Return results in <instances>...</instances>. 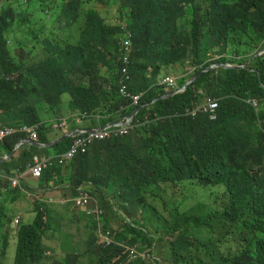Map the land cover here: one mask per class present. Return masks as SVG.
<instances>
[{
  "label": "trees",
  "instance_id": "1",
  "mask_svg": "<svg viewBox=\"0 0 264 264\" xmlns=\"http://www.w3.org/2000/svg\"><path fill=\"white\" fill-rule=\"evenodd\" d=\"M109 2L0 0V122L34 127L42 144L26 142L16 149L32 137L28 132L0 144L5 176L0 189L11 194L35 186L44 192L33 197L34 221L16 229L4 206L7 193L0 192L2 254L18 239L15 264H49L44 239L53 230L72 249L53 264H264V53L257 55L264 50V0H117L118 15L133 33L129 89L142 93L137 105L121 91L122 26L87 8ZM23 52H38L56 74L52 83L20 57ZM215 63L240 68L205 71ZM188 67L198 79L160 98L168 93L160 76ZM205 95L218 98L215 119L178 114ZM15 106L18 123L5 122L4 110ZM139 108L133 127H114L71 157L58 156L72 150L77 138L60 126L64 119L71 132L120 122ZM77 110L91 116H73ZM49 134L68 138L51 146L55 137ZM36 157L51 161L25 178ZM14 178L20 185L13 187ZM184 181L223 185V208L207 205L203 213L172 208L169 184ZM50 190L74 207L67 213L74 227L85 222L88 236L78 239L84 250L73 243L77 232L65 229L61 219L55 218L58 229L51 226L53 197L45 194ZM118 219L125 224L115 232ZM164 240L168 243L159 246Z\"/></svg>",
  "mask_w": 264,
  "mask_h": 264
},
{
  "label": "rangeland",
  "instance_id": "2",
  "mask_svg": "<svg viewBox=\"0 0 264 264\" xmlns=\"http://www.w3.org/2000/svg\"><path fill=\"white\" fill-rule=\"evenodd\" d=\"M89 7H94L97 8L99 11H101V13L106 17L109 23L112 24L120 23V20L117 16V5L115 0H111V3L108 6L91 3ZM37 55L38 52H35L34 55H30L28 52L20 53V57L25 58V60L29 63L30 66H35L41 71L47 73L49 75L50 83H52L56 74L53 72H49L48 68L36 57ZM65 96L68 97L69 94H65ZM148 105L149 104H147L146 106ZM3 118L4 121L7 123L17 124L18 120L20 119V109L17 106H15L12 108H8L7 110H4ZM49 138H53V135L49 134ZM162 141L164 142L167 140H162ZM169 186H170V196H171V207L174 208L176 204H178L182 211L203 212L205 211V205L211 206L212 209L215 211L221 210L227 201L223 186H218V185L202 186L191 181L181 182L178 184L173 183V184H169ZM63 193L69 196L72 195V191L68 189H63ZM48 196L52 197L54 196V193L49 192ZM59 196L60 194H56L53 197V201H51L53 205L51 206L52 210L50 211V215L54 217V219L50 222V224L55 229H58L59 227L57 226V222L55 218L61 219L65 229L74 230L75 232H77L76 239L73 241V243L76 244L79 250H84L85 242L79 243L78 239L80 237H85L86 240L88 236V231L85 227V222L84 221L82 222V227L80 229L74 227L67 218L68 211L71 210L73 211L74 207L72 205L62 204L59 200H57V197ZM36 200L37 199L32 201L33 209L31 211L30 199L28 197L22 196V201L25 204V208L12 209L13 217H15L17 214H21L20 223L23 222V225H30L34 221L36 216L35 213ZM158 205L162 210H164L165 215L168 218H171L170 210L164 209L162 203H158ZM20 223H16L15 221L16 228ZM124 224L125 221L122 219H118L117 221H115L114 231L116 232L121 230ZM221 231L222 230L220 229L219 232ZM49 235H52V232H49ZM66 239H67L66 236H63L61 239L48 238V237L45 238V241L50 246L49 251L51 253L48 254L50 256L49 259L50 264H53L55 261L64 259L66 255L72 251L70 247H64V243ZM101 240L102 237L100 235V241ZM162 243L167 244L168 242L167 240H164L163 242H159V246H161ZM17 244H18V239L16 243H13L9 247L8 256L2 254L0 249V264H15ZM230 245L232 246L233 249L237 247L236 242H231ZM149 251L153 253L151 250ZM158 251H160V249Z\"/></svg>",
  "mask_w": 264,
  "mask_h": 264
},
{
  "label": "clouds",
  "instance_id": "3",
  "mask_svg": "<svg viewBox=\"0 0 264 264\" xmlns=\"http://www.w3.org/2000/svg\"><path fill=\"white\" fill-rule=\"evenodd\" d=\"M115 2H116V5H117V16H118V18H119V20H120V23L119 24H113V25H119V26H122V29H123V34H122V40H121V50H122V53H123V56H122V61H123V68H122V89H121V91H122V93L124 94V95H126V96H128V97H130L132 100H133V104L134 105H137V104H135L134 103V99H133V95H135V94H142V93H133V92H131L130 91V89H129V85H130V82L132 81V75L130 74V64H131V56H132V53H133V33H132V31L128 28V24L126 23V21H123V20H121L120 19V17H119V15H118V2H117V0H115ZM111 3V0H110V2H109V4ZM91 4V3H90ZM90 4H88L87 5V8H94V7H89V5ZM96 4V3H95ZM108 4V5H109ZM101 5H103V4H101ZM108 5H104V6H108ZM96 10H98L97 8H95ZM99 11V10H98ZM100 12V14L106 19V17L101 13V11H99ZM48 14H50V13H48ZM106 21H107V19H106ZM107 23H109L108 21H107ZM109 24H112V23H109ZM215 64H217V63H215ZM215 64H212V65H215ZM211 65V66H212ZM224 65H232V66H236V65H233V64H231V63H226V64H224ZM219 66H221V64H219ZM218 66V67H219ZM210 67V66H209ZM208 67V68H209ZM218 67H215V68H218ZM238 67V66H237ZM190 68L191 67H188V68H186V70H184L183 71V74H182V77H178V72H176L177 74L175 75V74H172L171 72H173V71H169V72H167V73H164V74H162L161 76H160V78H159V84L160 85H162V86H164V87H166V89H167V91H168V93L166 94V95H164V96H162V97H164V98H166V97H169V96H172V95H169V96H167L170 92H172V91H174V90H178V92L176 93V94H178V93H181V92H183V91H185L186 90V85L188 84V82L192 79V75L194 74V71H190ZM215 68H212V69H215ZM238 68H240V67H238ZM241 68H244V67H242L241 66ZM211 70V69H210ZM197 76V75H196ZM195 77V76H194ZM182 78H186L187 79V82H186V84L185 85H181V83H180V81H181V79ZM195 82V81H194ZM194 82H192L191 84H190V86L194 83ZM189 86V87H190ZM188 87V88H189ZM187 88V89H188ZM175 95V94H174ZM156 100H158V99H156ZM155 100V101H156ZM250 100V99H249ZM251 101H253V100H251ZM216 103L217 104V106H216V117H217V109H218V104H219V101H218V98H216V97H213V96H210V95H205L204 97H203V100L202 101H200V102H198L194 107H187L186 109H184L183 111H181V112H179L178 114H182V115H185V116H189V117H194V118H196V117H198V116H200V115H203L202 113H201V109L204 107V106H207V107H211L212 106V103ZM249 102V101H248ZM251 103V102H250ZM139 104V103H138ZM252 104V103H251ZM255 106V105H254ZM139 112V111H138ZM85 113H88V116H85ZM137 115V114H136ZM135 115V116H136ZM73 116H83V117H90L91 116V113H89V112H87V111H81V110H78V113H75V114H73ZM94 116L95 117H99L100 115L99 114H94ZM134 116V117H135ZM101 117V116H100ZM134 117H131V116H127V117H125L122 121H120V122H114V123H109V124H115V123H121V126H123V129H126V128H128V127H133L134 125H133V120H134ZM63 122H66V127L68 128V123H67V121H66V119H64L63 120ZM62 122V123H63ZM0 124H2L1 122H0ZM2 125H4V124H2ZM108 125V124H107ZM107 125H104V126H102L101 128H87L86 130H88V132H90L91 134H93L94 136H97V135H100V133H103V132H100V131H96V130H104L105 129V127L107 126ZM5 126H12V125H5ZM17 126H22V125H17ZM65 127V126H64ZM122 128V127H121ZM81 129H77V130H75V131H73V132H79ZM22 133V132H21ZM17 134V133H16ZM71 134V133H70ZM10 137V136H9ZM8 138V137H7ZM30 138H32V139H34L35 140V138H33V137H30ZM5 141V140H4ZM4 157H7V155H5ZM8 158V157H7ZM6 158V159H7ZM30 165V164H29ZM28 169H29V172H31L30 171V167L28 166ZM19 179V178H18ZM184 182H187V181H184ZM191 182H194V183H196V184H198L196 181H191ZM170 184H173V183H170ZM176 184V183H175ZM178 184V183H177ZM12 185H13V187H16V186H18V185H20V179H19V184H17V185H14V183H13V181H12ZM200 185V184H199ZM203 186V185H202ZM210 186V185H209ZM212 186H216V185H212ZM218 186H223V185H218ZM224 187V186H223ZM224 192H225V189H224ZM213 194V193H212ZM209 206V205H208ZM206 208H207V205H205V211H206ZM205 211H203V212H205ZM203 212H197V213H203ZM18 217H20V221H21V215H19V216H16V217H14V223H15V221H16V219L18 218ZM16 218V219H15ZM20 221L19 222H17L16 221V223H20ZM16 229V228H15ZM49 232H52V235H49ZM48 232V238H55V239H57L56 238V235H55V232L53 231V230H50ZM47 237H45V238H47ZM168 238H171V237H168ZM44 241H45V239H44ZM45 243L47 244V242L45 241ZM48 245V244H47ZM49 248H50V246L48 245V250H47V254H50L51 252L49 251ZM152 252L154 253V254H152L153 255V257H154V259L157 257L156 256V252L155 251H153V249H152ZM16 255H17V252H16ZM7 256H8V254H7ZM67 256V255H66ZM63 260V259H62ZM62 260H59V261H62ZM15 262H16V258H15ZM56 262V261H55ZM50 264V263H49Z\"/></svg>",
  "mask_w": 264,
  "mask_h": 264
},
{
  "label": "built area",
  "instance_id": "4",
  "mask_svg": "<svg viewBox=\"0 0 264 264\" xmlns=\"http://www.w3.org/2000/svg\"><path fill=\"white\" fill-rule=\"evenodd\" d=\"M195 68L191 67L190 68V71H194ZM140 94H135L133 95V99H134V103L135 104H138L139 103V99H140ZM249 102H251L253 105H256V101L253 100H248ZM216 106L217 104L214 102L212 103V106L211 107H207V106H204L202 109H201V113L203 115H208L211 119H215L216 118ZM85 116H88V113H85ZM60 126H63V129L65 132H67L68 134L69 133H72V132H69L68 131V128L66 127V122H63L60 124ZM65 126V127H64ZM114 127H122L121 126V123H115V124H108L104 130H96L97 132L100 131V132H103V133H100V135L102 136L103 134H107L111 131L112 128ZM21 132H28V133H31L32 137L33 138H37L38 137V132L37 130L32 127V126H28V125H23V126H5V125H2L0 124V144L9 136H12L16 133H21ZM88 133V136H82L84 134ZM74 135L77 136V138L75 139V142H74V145L72 147V150H70L69 152H67L66 154L64 155H58V156H69L71 157L74 153V151L76 149H78V147L80 146H86L88 144V142H90L92 139H93V134H90L88 132V130L86 129H81L79 132L75 133ZM84 150H86V147L83 148ZM51 161V158H43L42 160L39 158V157H36L35 158V164H32L30 163L29 167H30V171L34 172V174H40L43 170V167L46 166L49 162ZM13 183L14 185H17L19 184V179L18 178H14L13 179ZM17 222L20 221V217H18L16 219Z\"/></svg>",
  "mask_w": 264,
  "mask_h": 264
},
{
  "label": "crops",
  "instance_id": "5",
  "mask_svg": "<svg viewBox=\"0 0 264 264\" xmlns=\"http://www.w3.org/2000/svg\"><path fill=\"white\" fill-rule=\"evenodd\" d=\"M171 73L172 74H175V75L177 74L176 72H171ZM182 74H183V71L181 69H178V77H182ZM75 113H78V110L77 111H74L72 113V115L75 114ZM96 119H97V121L99 123H101V117L100 116L99 117H96ZM12 126H17V125H12ZM101 127L102 126H98V128H101ZM92 128H97V127H92ZM77 129H80V128H76V129H74L72 131H75ZM68 131H70L69 127H68ZM52 135H53V137H55V140H57L56 136L54 134H52ZM55 140H52V141H55ZM30 176H31V172H29V169H28L24 173V177L25 178H30ZM0 177L1 178H4L5 176L3 174H0ZM22 181L23 182H26L25 180H22ZM0 192L1 193H7V194H2V195L6 196L8 198L6 200L4 206H5L6 210L10 211V213H12V209H14V208H25V204L22 201V196L28 197L30 199V205H31V211H32V209H33V206H32L33 197L36 196L39 192L40 193H44L42 190L36 189L35 186H31V187L22 186V188L19 191H16V192L11 193V194H8V192H5V190H1V189H0ZM49 192H53L54 193V196L57 194L55 191L50 190V191H48V192L45 193L46 194V197H51V196H48V193ZM54 196H52V197H54ZM0 197L2 199H4L3 196L0 195ZM1 203H2V200H0V206H1ZM19 215H21V214H17L16 216H19ZM10 226L12 228H14V229L16 228V225H15L14 222L11 223Z\"/></svg>",
  "mask_w": 264,
  "mask_h": 264
},
{
  "label": "water",
  "instance_id": "6",
  "mask_svg": "<svg viewBox=\"0 0 264 264\" xmlns=\"http://www.w3.org/2000/svg\"><path fill=\"white\" fill-rule=\"evenodd\" d=\"M263 53H264V50H262V51H260L259 53H257V55H262ZM218 66H219V64L212 65V66H210L209 68H207L205 71H209L210 69L215 68V67H218ZM221 66L224 67V68H238L237 66L224 65V64H221ZM242 67H245V66H242ZM199 76H200V75H197V76L193 77V78L188 82V84L186 85L185 88L187 89V88L190 86V84H191L192 82H194V81H196V80L198 79ZM177 92H178V90H174V91L170 92L167 96H169V95H174V94H176ZM160 98H164V97H160ZM140 109H141V108H139V109H137L136 111H134L130 116H131V117H134V116L138 113V111H139ZM74 134H75V132H72L70 135H74ZM67 138H68V137L64 136V137H61V138L58 139V140H55V141L50 142L49 144L52 146V145L56 144L57 141H62L63 139H67ZM26 142H31V143H34V144H37V145H42V144L38 143L36 140H34V139H32V138H30V137H26V138L22 139V140L18 143L16 149H18L20 146H22V145H23L24 143H26ZM14 152H15V151H14ZM14 152L8 154L7 157L11 156ZM7 157H4V160H5Z\"/></svg>",
  "mask_w": 264,
  "mask_h": 264
}]
</instances>
